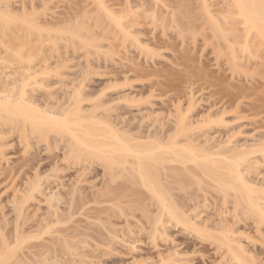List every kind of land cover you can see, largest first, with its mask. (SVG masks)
Returning a JSON list of instances; mask_svg holds the SVG:
<instances>
[{
  "label": "rangeland",
  "instance_id": "rangeland-1",
  "mask_svg": "<svg viewBox=\"0 0 264 264\" xmlns=\"http://www.w3.org/2000/svg\"><path fill=\"white\" fill-rule=\"evenodd\" d=\"M46 1L43 17L61 22L75 14L92 15L96 8L94 0ZM105 1L117 11L125 10L131 36L91 18L87 22L96 39L89 41L90 47L82 42L72 45L66 38L59 41L57 50L51 42L43 49L40 44L34 46L41 47L34 51V69L49 72L45 85L29 91L35 106L68 109L77 88L86 112L144 143L155 139L167 143L176 132L178 115L183 114L187 132L178 135V144L193 145L202 159L186 166L167 163L163 175H168H162V182L168 189L172 184L168 194L172 192L179 212L200 226L207 225L210 234L229 233L236 245L241 244L236 250L246 259L236 261L227 247L191 228L173 221L159 224L158 202L139 182H126L133 187L131 196L117 198L108 193L112 175L120 174L118 169L112 174L103 163L89 158L75 162L68 137L49 133L41 138L30 130L24 132L21 123L10 128L5 121L0 122V252L16 245V236L23 235L29 239L18 238L17 254L10 264H264V223L258 226L254 216L235 208L233 197L217 192L213 177L204 171V164L220 165L217 160L224 154L229 158L264 143L262 44L252 36V52H242L243 42L236 39L243 40V24L233 15L231 0H206L223 30L215 28L216 19L208 16L203 0ZM12 2L19 5V0ZM262 153L251 152L243 164L250 184L259 190L264 189ZM222 158L219 161L225 164ZM36 179L43 193L38 192L19 214L16 202L26 182Z\"/></svg>",
  "mask_w": 264,
  "mask_h": 264
},
{
  "label": "bare ground",
  "instance_id": "bare-ground-1",
  "mask_svg": "<svg viewBox=\"0 0 264 264\" xmlns=\"http://www.w3.org/2000/svg\"><path fill=\"white\" fill-rule=\"evenodd\" d=\"M15 2L18 3V1ZM92 2L96 5V8L92 9L94 12L90 10L92 12V15H90V13L86 14V12H84L83 15L75 14V16L69 17L67 19L70 24L66 23V25L63 26L66 20L61 22L62 20L56 21L49 19L45 16L43 17V15H46V10L48 9V4L46 0H41L39 3H37L36 0H19L18 6H14V2H12V0H0V122L2 123V121H5L6 125L7 123L10 124V128L12 126L14 127L17 122L18 124L21 123L24 132H27L26 130H30L34 133H38L37 135L41 136V138H48L49 133L56 134V136L61 137V139L63 137H68L70 151L69 153L70 156L74 158L75 162H80L83 161L84 158H89V160H91L93 163L95 161H98V163H103L104 166L112 174L115 172L116 169H118L117 171H119L120 174L116 177L112 175V183L108 185L107 190L105 189L108 193L114 194L117 198H119L120 196H131L134 190H130V188L133 187L130 186L129 188V186L126 185V182H139L158 202L157 205H159V213L158 215L156 214V219L158 220V223L160 222L159 224L171 223V221H173L172 223L175 222L179 225L181 224V226H183L184 228H191L192 231L197 232L200 236H203V238H205V236L212 238L218 243L219 246L227 247L228 253L230 252L231 255L234 256L236 261L244 262V259L246 258L243 257L242 253H239L240 250H236V246H238V249L239 247H242L240 246L241 244L238 245L237 243L236 245V241H234L235 239L232 238L229 233L226 234L223 232L210 234V231H207L208 229H205L207 228V225L206 227L205 225L204 227L200 226L196 221H194L192 217H189L179 212L174 203L175 201H173L174 198L172 199V197H170V195H172V192H170L171 194H168L169 190L171 191L172 184L169 185L171 188L169 187L168 189L162 182L163 178L168 175H163L164 169L166 170L168 168L167 163L180 162V164H184L186 166L187 162L190 163V161H193L197 163L198 159L200 158V155L197 154L198 152H195L196 150L193 147V149L191 148V146L193 145L189 144L190 146H188L178 144V135L182 132L184 135V131L187 130L186 128V130L184 129V117L182 116L183 118H181V115L183 114L178 115V123L176 125L175 130L176 132L171 136L169 135L170 137H168L169 141H167V143H164L165 141L153 142L156 139L153 141L151 140L153 143H144L140 142L141 140L134 141V138L132 139L129 136L125 135L123 132H120L121 130L119 131L115 128L113 129L111 126L107 125L104 122V119H96L92 115L93 113L91 111L86 112L81 105L82 92L79 93V91H77V88L71 99L72 101L69 102L70 104H73L70 105L68 109L62 108L58 111H51L52 109L42 110L35 106V103L33 101L34 99L32 98L33 96L30 95L31 93L29 91L31 88H41L43 85H45V75H47L49 72L46 71L45 68L34 69L36 65H33V63L34 60L35 62L37 60L35 59L37 58V55L36 53H34V51L38 50L39 48L41 49V47L43 49V46L48 42H51L56 48L58 46L59 41L63 38L69 39V42H71L72 45L81 42L84 44H88L89 41L91 43L92 41H94L92 40V38H94L95 36V34L92 33L93 30L90 29V26L87 22V20L89 21V19L91 18L104 23L108 27L109 25L110 27L114 25L115 29L118 28L120 32L122 31V33H125L129 37L131 28L125 26L127 24L124 21L126 18L125 15H123L125 11L124 9H120V11H117L114 8H111L105 0H94ZM203 2L208 16L213 20H217L218 17L213 18V15H211V10L209 9L210 4H208L206 0H203ZM230 2L232 3L231 6L235 8L234 13L236 14L233 15H236L237 18H240L239 20L241 21V24H243L244 33L241 37L243 38V40H238V38L236 37L238 43L239 41L241 43L243 42V45L241 47L242 52H252L250 48L252 36L254 37L253 40L258 39V43L260 45L262 44L264 48V0H231ZM230 12L233 13V10ZM223 13H225V10ZM219 15H222L223 19L228 18V16H224L221 13ZM216 20H214V23L216 25H213L215 26V28H217V30H220L221 25L219 21ZM62 23L64 24L62 25ZM114 27L112 28L114 29ZM223 35H225V32ZM128 37L126 38L128 39ZM94 39H96V37ZM34 41L36 42L33 45ZM38 44H40L39 46L41 47H37L38 49H35L36 47L34 46H37ZM90 46L92 45L90 44ZM57 49L58 47L56 48V50ZM39 51L40 50H38L37 52ZM37 54L39 55V53ZM41 54L40 56L43 57V55ZM233 55L235 54H232V56ZM237 57L234 58L237 59ZM237 91H239V88L236 89V98H238ZM1 131L2 130L0 129V134ZM248 148V150L246 149L236 152V156H234L233 154L234 158H230L233 157L232 155L227 158L228 156L223 153L224 156L223 158H221L224 159L225 164H222L221 161L223 162V160L219 161L221 159L219 158L217 162H219L220 165H218V163L217 165L213 166H208L204 164V171L213 177L215 182V184L214 182L213 184L218 188L217 192L219 190L222 191L226 198L229 196L233 197V203L235 204V208L238 207L239 209L240 207V210L242 209L243 211L244 209L243 212H246L247 215L249 214L254 216L255 221L258 223V226H260L262 223H264V189H260L263 190L260 191L259 188H257V190L250 184L249 180L246 177V172H244L243 170V164L248 161V158H250L249 154L251 152L253 153L256 150L260 151V153H262V151L264 152V143ZM232 152L234 153V151ZM204 158L205 157H203V159ZM201 162L204 161L202 160ZM249 166L252 167V165L250 164ZM172 173L174 174L175 171ZM162 175L164 177H162ZM170 177L172 176L170 175ZM120 178L124 179L123 182L117 183L118 179L120 181ZM167 178H169V176ZM38 179L26 182L27 185L25 184V190L22 192L20 200L17 199L18 202H16V207L18 208L19 214L22 213V210L24 209L23 207L27 203H29L33 199H36L38 192L43 193L41 192L43 191V189H41V181L39 182ZM171 180L172 179L170 178V181ZM166 182H169V179ZM185 182L182 183L185 185ZM105 193L103 192V194ZM54 196L55 193L50 197L52 198ZM70 202L72 201H69V203ZM48 204L49 206L51 205V203ZM71 205L73 206V203H71ZM50 208H52V206ZM55 211L57 212V210ZM154 223H156L155 225L158 224L156 220ZM39 228H41V225ZM47 229L48 228H46V231H48ZM53 229L54 228H51V231ZM41 235L43 234L41 233ZM21 236H16V242L18 241V238L22 239L23 242L26 239H29L28 237L25 238L24 236L21 238ZM24 238L25 240H23ZM7 242L5 245H8ZM16 242V245H13L12 247H3L4 250L2 249V251L0 252V264L12 263L11 258L13 259V256L16 257V249H18L17 245L20 244L19 242V244ZM41 245H43V243ZM58 249L60 250V248ZM65 254L67 255V253ZM245 264H248V262H246Z\"/></svg>",
  "mask_w": 264,
  "mask_h": 264
}]
</instances>
